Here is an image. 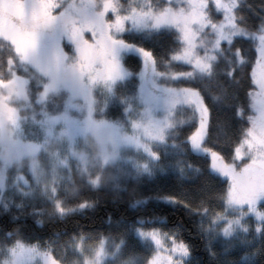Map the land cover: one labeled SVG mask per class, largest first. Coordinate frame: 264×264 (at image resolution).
<instances>
[{
	"label": "snow or ice",
	"instance_id": "6c2138e0",
	"mask_svg": "<svg viewBox=\"0 0 264 264\" xmlns=\"http://www.w3.org/2000/svg\"><path fill=\"white\" fill-rule=\"evenodd\" d=\"M238 7L239 0H0V119L19 129L17 100H31L34 93L43 100L49 91L64 86L80 92L101 89L120 103L126 116L136 112L130 124L142 130L141 147L153 160L160 159L154 145L168 142L170 134L179 136L180 129L189 126L179 141L180 151L187 144L192 152L202 153L209 161L205 184L219 187L195 206L171 194L157 199L182 205L202 218L198 227L213 259L217 255L213 241L221 239L233 241L220 249L226 256L237 245L245 249L228 264H264V15L253 28L242 24ZM161 32L172 40L167 59L141 42ZM137 35L141 40L130 39ZM237 38L250 42L254 61L235 46ZM132 58L137 61L134 67ZM221 62L223 69L218 68ZM161 63L166 70H160ZM174 63L187 70L175 69ZM219 72L227 83L217 79ZM207 82L220 87L213 100L234 101L233 116L241 122L228 153L207 146L212 135L211 110L203 95ZM171 143L177 146L176 141ZM139 170L150 172L146 162ZM176 171L183 177L185 165L177 164ZM3 191L0 178V195ZM16 194L46 201L51 205L48 214L60 219L93 204L82 199L69 206L56 189L38 190L23 176L16 178ZM0 211L11 213L7 205ZM45 211L33 206L27 214H12V220L32 216L40 225ZM163 220L153 217L150 223L141 218L133 226L143 243V254L138 253L143 264H191V245L177 230H164ZM24 230L20 224L0 240L6 264H64L63 257L54 254L55 245L29 242ZM89 235L70 237L71 247L84 257L83 264H106L107 237L100 234L85 252Z\"/></svg>",
	"mask_w": 264,
	"mask_h": 264
},
{
	"label": "trees",
	"instance_id": "16d2710c",
	"mask_svg": "<svg viewBox=\"0 0 264 264\" xmlns=\"http://www.w3.org/2000/svg\"><path fill=\"white\" fill-rule=\"evenodd\" d=\"M238 12L244 17L242 24L256 27L259 24L260 16L264 15V0H239ZM130 39L141 40L140 36H133ZM146 48L151 49L157 56L168 58V49L172 45V40L166 32L159 35H152L141 41ZM235 46H239L246 56L252 61L255 59L254 50L250 47V42L243 38H237ZM0 55L3 51L0 50ZM136 58L130 60V65L135 66ZM177 70L187 69L186 65L174 63ZM218 68L223 69L225 65L220 63ZM138 70V69H137ZM160 70H166L161 63ZM250 65L246 71L250 72ZM217 79L227 83L223 72L218 73ZM183 83V82H181ZM203 88V85H201ZM133 88L132 83L127 85V91ZM231 90V89H230ZM229 90V91H230ZM220 93V87L215 82H207V88L203 90V95L210 107V117L212 122V135L209 137L207 146L224 153L231 151L230 142L237 138L240 128V121L233 116L234 101L231 98L213 100V95ZM243 92H241V97ZM66 93L59 90L49 93L43 100H38L34 93L31 100H17L15 102L21 108L19 114V132L25 141H39L42 139L43 116L58 113L65 102ZM123 107L119 102L106 96L101 89L93 92V114L97 118L112 120L114 122H124ZM177 115H181L177 113ZM183 115H187L184 113ZM189 126L180 129L179 136H168V142L154 145V150L159 152L160 159L153 160L148 155H137L135 163L128 159H119L113 163L100 168L97 167L92 175H98L97 185L90 184L84 174L74 173L68 181L62 182L58 186V195L64 198L67 205H76L80 200L86 199L93 202L92 207L83 211L68 214L63 219L51 216L48 210L51 208L46 201L31 197L21 199L16 194V187L10 185L7 178L6 186L0 195V210L7 205L11 213L0 211V240H3L5 232L15 233L18 225H24V238L29 242L39 241L41 244L50 241L55 245L54 254L62 256L64 264H73L82 255L71 247L70 237L79 234H90L86 240L87 245H91L100 234L107 237V242L119 245L117 252L121 264H143L141 255L143 254V243L138 241L133 226L138 219H145L152 222L153 217H163L161 222L164 230H177L180 239L191 245V264H228L229 258H237L243 255L244 247L237 245L230 251L228 256L220 253L223 246H227L233 241H213L212 247L217 251L213 259L209 256L205 248V240L198 227L200 218L194 212L189 211L182 205H170L157 199L161 194H171L188 200L193 206L205 195L210 193L219 185L213 183L208 186L205 180L208 177L206 165L208 159L203 154L192 152L187 144L183 145L184 151H180L179 141L184 139ZM172 141L177 142L173 147ZM142 162L147 163L150 172L139 170ZM185 165V175L183 177L176 171L177 164ZM192 167H186L187 164ZM143 164V165H144ZM11 169V168H10ZM9 169V171H10ZM199 169V171H197ZM140 200L142 203L136 204ZM19 204L18 208L16 205ZM44 207L46 211L42 215V224L37 225L32 216H22L18 220H12V214H27L31 208ZM35 215V214H33ZM155 226L159 227L160 224ZM239 235V234H238ZM251 236V232L247 234ZM123 239L124 243L121 244ZM7 252L0 245V264L6 258Z\"/></svg>",
	"mask_w": 264,
	"mask_h": 264
},
{
	"label": "rangeland",
	"instance_id": "374dc122",
	"mask_svg": "<svg viewBox=\"0 0 264 264\" xmlns=\"http://www.w3.org/2000/svg\"><path fill=\"white\" fill-rule=\"evenodd\" d=\"M59 90L66 93L65 102L58 113L43 116V135L39 141L23 140L19 129H13L8 119H0V178L4 187L7 178L10 185L16 187V178L23 176L38 190H57L59 184L70 180L75 172L84 174L95 187L98 175L92 173L97 167L99 173L101 167L121 158L135 163L138 154L146 155L141 147L145 143L142 130L130 124L136 112L126 116L123 110L124 122L97 118L93 114L94 90L80 92L59 86L48 94ZM14 108L19 116L21 108L16 104ZM135 108L138 111L140 105L136 104ZM106 247L110 254L106 264H121L117 245L107 242ZM7 260L8 256L2 264ZM83 262L81 256L73 264Z\"/></svg>",
	"mask_w": 264,
	"mask_h": 264
}]
</instances>
